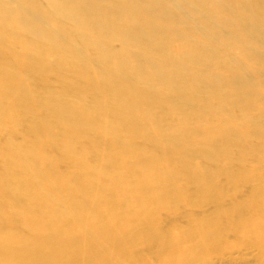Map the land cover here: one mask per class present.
<instances>
[{
  "label": "bare ground",
  "instance_id": "bare-ground-1",
  "mask_svg": "<svg viewBox=\"0 0 264 264\" xmlns=\"http://www.w3.org/2000/svg\"><path fill=\"white\" fill-rule=\"evenodd\" d=\"M188 1L193 2L201 11L206 9L203 0ZM224 1L234 5L240 11H244L251 20L257 21L264 28V0ZM27 7L32 9L34 13L31 14L27 11ZM183 10L184 8L177 0H0V54L2 55H0V69L6 68L10 61L12 63L9 64L13 66L12 70L0 73L2 86L0 102L6 101V103L4 102L6 105L10 101L8 103L10 108L8 104L6 108L4 104L2 106L0 103V110L3 115L8 116L14 110L11 106L14 105V108L17 109L20 106L16 107L15 104H21V110L24 108V111L34 112L36 115L42 110L47 114L45 117H34L27 132L25 131L29 138L24 132L30 141L28 144L26 142L29 141L24 139L26 140L25 143L29 145H26L29 147L28 154L32 160L34 158L35 161H49L51 167L48 168V173L57 181L60 189L65 191V205L67 208L70 207L71 210L78 212L93 229L95 223L102 217L120 211L118 196L123 195L127 201L132 200L139 206V211L137 209L130 215L131 223L147 226L145 230L149 231V235L155 233L152 217L155 216L153 213H155L156 204L144 202L143 183L146 178L151 176L165 177L169 174L170 168L175 167L174 174L179 179L177 193L183 192L191 186L194 190L195 187H198L204 191L203 194H206L212 187L210 181L204 176L205 170L211 165L224 169L225 164H230L232 159L241 156L239 150L233 152L239 146L240 141L238 139L241 131L238 134L227 131V135L221 131L224 134L221 132L219 134L218 130L216 131L217 128L214 129L212 125L205 124L199 117L185 115L186 113L184 117L183 115L178 116L183 118L181 121L176 118L179 121L177 124L175 123L176 125L170 124L168 117L175 113L177 107L167 106L166 100H163L164 97L158 98L159 101H153L151 96L155 93L150 90L153 83L155 86H159L156 83L160 82L164 87L166 86L165 88L174 90L173 92H187L188 94L191 93V96L206 94L208 98L215 99L220 104L233 100V103L236 102L245 113L251 104L261 103L260 111L257 113L263 114L264 106L257 95V84L252 83L255 81L249 80V78L241 80L240 76L243 73L251 76L249 69L241 66L244 58L251 61L256 67L264 69V57L247 48H237L238 56L235 55V57L225 54L217 43L203 31L204 29L199 25L187 22L188 16ZM40 15L44 17L45 21L42 20L44 23L37 22ZM52 21L56 22L53 23ZM60 26L64 33V29H66L69 33L68 36L71 37L72 41L74 40L73 43L76 42L77 46H80L79 49L82 48V51L79 50L80 55L87 49H91L102 57L99 63L106 65L102 63V60L103 62L107 61L110 66L112 65L111 67L116 66L122 72L125 70L126 73H129L127 72L129 70L130 72L134 70L138 73L137 76L140 74L149 80L147 82L152 83L151 88L147 83V88L145 86V89L142 87L141 89L152 100L147 98L142 90L141 92L139 90L138 95L132 94V96L126 86L128 82L118 83L126 86V88H121L117 84L116 87L111 81H108L109 79L107 80L104 74L98 73L97 67L95 68L98 71L92 68L93 71L90 64H88L90 67H84V63L78 58L79 54L75 57L69 50L65 51L62 42L53 33L55 27L60 28ZM21 33H26L28 36L23 34L26 36L25 39H18V37L20 38L18 35ZM15 36L18 37L15 38ZM116 44L118 47L115 46ZM237 57L239 58L237 59ZM8 66L10 67V65ZM61 66L65 72H68L66 68L71 70L70 72L77 77L74 80L80 82L79 87L72 85L70 86L71 89L68 88V84V86L65 85L68 88H66L67 91L76 86L75 96L78 94L80 99H85L83 101L89 98L94 101L91 102L90 100L89 108L86 104L83 106L84 104L79 103V105L77 102L76 105L68 104L66 99H63L67 103L65 104L61 98H59V102H63V104H56V98H53V100L55 99L54 102L51 98L52 95L49 96L50 99L36 101L29 95L27 96L26 93H23L26 96L20 94L23 89L26 91L31 89H26L30 80L33 78V80L35 78L42 80L43 75L50 71L52 73L54 68L61 72L59 68ZM108 73L110 77L111 73ZM129 74H133V71ZM54 75L57 78L56 73ZM122 75L121 77H123ZM112 77L114 78L112 75L110 79ZM117 80L113 81L116 82ZM118 81L121 83L122 80L119 78ZM162 84L160 86H163ZM43 85L47 84L43 83ZM11 87L14 89L18 87L19 90L17 91L20 93L13 91ZM133 88L135 87L133 86ZM20 89L22 90L20 91ZM162 89L164 90V88ZM134 90L133 92H136ZM168 91L170 92L169 89ZM28 92L34 93V91ZM45 93L48 95L49 92ZM152 93L153 95H151ZM56 94L55 96H59ZM65 94L67 93L65 92ZM254 107L256 106L254 105ZM176 112L178 113V111ZM11 114L13 115V113ZM172 116L170 119L173 118ZM27 117L29 116L23 115L27 121L24 122L25 124H29ZM21 120L24 121L22 118ZM216 122L218 123V121ZM24 123L23 125H25ZM231 129L229 130H236H233V127ZM16 131L18 130L16 129ZM243 135L242 137H244ZM14 137H16L15 133ZM79 140L89 141L91 149L87 150L86 147L83 149L79 145ZM236 141L238 142L235 143ZM232 143H235V146ZM3 145L2 147H5L6 150V146ZM241 145L244 144L241 143ZM2 147L0 148L2 149ZM47 150L53 151V154L50 155ZM6 151L10 150L7 149ZM65 154L71 157L77 167L76 171H74L75 169L72 172L67 170L69 172L67 175L55 167L59 161L62 160L63 163L62 157L64 158ZM7 155L9 157L10 153ZM8 157L4 154L0 155V163H3L4 166L2 165V167L8 176L7 184H2L0 181V264H101L98 258L91 257L89 246L83 240V236L80 235L83 231L81 232L76 223L74 225L68 220L67 214H62V211L67 208L64 206L65 209L59 211L57 207L50 205L47 200L49 197L44 198L42 196L44 192L39 193L36 190L38 193H33L30 191L34 187L29 189L26 187V180L13 175L11 170L13 168H10L13 167L10 166L12 161ZM70 157L65 156L64 159L69 160ZM220 157L226 159V162L219 160ZM201 158L207 159V164L204 166L196 163ZM22 159L24 158L22 157ZM261 159L262 157L259 160ZM72 160L69 164L74 167ZM17 161H20L18 157ZM193 161L195 163H192ZM20 162H18L19 168L22 167H20ZM40 162L38 164L41 165ZM137 165L142 167L143 175L138 181H135L133 168ZM255 169L257 170V168ZM238 172L252 173L248 169ZM262 172H264V168H262ZM20 173L22 176L25 173L23 176L25 177L26 172L21 171ZM33 173L37 174V171ZM239 176L238 174L232 176L230 174V177L234 179L240 178ZM242 177L241 180L248 181L251 176ZM31 181L29 183H32ZM44 183L43 187L47 185V181ZM48 185L47 188L51 190L52 188ZM259 190L254 203L264 205V181ZM52 193L55 194L54 190ZM177 193H173V196ZM48 194L51 195V193ZM23 196H26L25 200H27H24L26 202L25 207L21 202ZM173 196L169 200L172 206L178 199ZM61 198L63 199V197ZM173 198L176 200L174 201ZM255 200L253 199V201ZM246 203L241 201L240 205L248 206ZM146 207L149 209L146 210ZM70 209L68 210L70 211ZM244 210L246 209L244 208ZM246 218L248 222L249 218ZM7 219L8 221H6ZM13 221L19 223V229L4 228L6 223ZM74 222H76V218ZM126 222L119 219L118 216L114 217L113 221L105 225L100 231L103 234H101L102 238L104 236L113 241L123 238L131 231L127 230ZM80 223L82 224V222ZM198 224L202 225L201 223ZM248 228L250 230V226ZM254 230L253 232L250 230L251 234L254 233ZM145 234L136 232V237H141L139 239L142 240ZM153 238L157 247L163 250V254L159 257L155 255V259L157 257L156 264L187 263L189 255L184 248L167 247V239H169L167 236L163 240ZM120 241L122 242V240ZM149 257L150 255L145 256L146 261ZM104 258L106 257L104 256Z\"/></svg>",
  "mask_w": 264,
  "mask_h": 264
},
{
  "label": "rangeland",
  "instance_id": "rangeland-1",
  "mask_svg": "<svg viewBox=\"0 0 264 264\" xmlns=\"http://www.w3.org/2000/svg\"><path fill=\"white\" fill-rule=\"evenodd\" d=\"M177 1L179 4L182 5V7L185 10V14L188 16L187 22L189 21V23H194L196 25H199L202 29H204L203 31L214 42L217 43L221 51L224 52L225 54L232 55L235 57V55L238 56L237 51H236L237 48L239 49L247 48L251 52L256 53L258 55L260 54V56L264 57V28L257 21L254 22L253 20H251L244 11H240L239 9L235 8L234 5L232 4L225 3L224 0H203L206 5V9H207V10L205 9L204 11L199 10L196 7V5L191 1H188V0H177ZM27 11H29L31 14L34 13L33 10L30 8H28ZM42 20H44V17L40 15V19H38L37 22L44 23ZM64 30H65V33L63 32L61 26L60 28L55 27L53 33L58 37L60 42H62V45L65 48V51L69 50L70 52H72L73 56L75 55L78 56L79 50H81L82 48L79 49L80 46H77L78 44L76 42L73 43L74 40L72 41L71 37L68 36L69 33L66 31V29ZM23 34L28 36V34L26 33H21V35H18L20 36V38L18 36H15V38L18 37V39H25L26 36ZM115 46L118 47V44H116ZM87 50L86 51L90 55L85 51L84 53L82 52V54L81 55L79 54L78 56V58H80V60L84 63L85 65L84 67L90 64L92 66L91 69L93 68L95 71L98 69L99 70L98 73L101 72V74H104L105 77H107V80L109 79L108 81H111L114 86H116V84L117 86L121 88H126L127 86V89L129 90L131 95L133 94L134 96H136L138 95L137 93L139 92V90L141 92V90L146 85L149 84L148 85L149 87L152 85L151 82L149 83L147 82L149 80L145 79L140 74H139L140 76L139 75L138 76L143 78L146 81H143L141 78H139L137 76L138 73L135 72L134 70H131V72L130 70L127 71L129 73H132L133 71V74H129V73H126L125 70L124 72L120 71L116 66L111 67L112 65L110 66V63H107V61L103 62L102 60V63H105L106 65L99 63L100 58L102 59V57H100L96 52H94L91 49H87ZM1 56H0V60H1ZM95 56H97L96 57L98 58L97 60ZM92 58L95 59L96 61L93 60ZM238 58L239 57H237V59ZM248 61L249 60H246L244 58L242 60L241 66L243 68L249 69L248 71L251 76H247L245 73H243V75L241 74L240 79L243 80V79L249 78V80L255 81L252 83L257 84L258 86L257 95L260 98L264 106V69L258 66L256 67V65H254L251 61L249 62ZM9 63H12V61L8 62L6 68L4 67L1 68L0 73H3L4 71H7V70L8 71L12 70L13 66H11V64ZM8 65H10V67ZM90 65L88 67H90ZM62 66L59 68L61 69ZM95 67H97V69ZM107 68L111 70L106 71L108 70ZM112 68L113 69L115 68V70H113ZM251 69H252V72H250ZM253 69L254 70L258 69V70L254 71ZM57 70L58 69L54 68L52 70V73L50 71L44 74L42 77L43 78L42 80L41 79L39 80L36 78L35 80H33L34 79L33 78L32 80H30V82H28L26 89L28 90L31 88L28 91L30 92L34 91V93L33 92L32 93L34 94L35 97L33 96L32 93H29L25 89H23V92L21 91L22 89H20L21 93L17 91L19 90L18 87L15 89L14 87H11V89L13 91L15 90V92H18L21 95H24L26 93L27 96L29 95V97H31L33 100H36V101L47 99L49 98V96L51 97L52 95L51 97L52 100L53 98H56V101H57L56 104H63V102L62 103L59 102L60 100L59 98H61V101H64V102L65 100L63 99H66V102H68V104L76 105V102H77L78 104L80 103L81 105L84 104L83 106H85L86 104V106H88L89 108L91 105V103H89L90 100L91 102H94V101L91 98H89L88 100H86L87 103H84L86 102V101H83L85 99L83 100L82 98L80 99L78 97V94L76 95L78 98H75L76 96L74 95V93L76 92L75 91L76 86L74 87V89L67 91V89L72 85L73 86L77 85V87H79L80 82L79 81L76 82V80H74L76 75L70 72L71 70H68L67 68H66V71L68 72H65L63 69H61V72L60 70L59 71ZM253 71L255 72V74H253L254 73ZM58 72L60 73L64 72V73L60 75V73L58 74ZM108 72H110L111 76L113 75L114 78L112 77V79H110L111 76L110 77L108 76L110 75ZM112 72H115L116 74ZM55 73L57 75V78L54 75ZM70 73L73 75H71ZM121 75L123 77H121ZM44 76L46 79L44 78ZM116 76L118 80L119 78L120 80H122L121 83L117 80V78H115ZM67 80L69 83L68 82L66 83ZM113 80L114 81L117 80V81L114 82ZM126 82H128V84ZM43 83L47 85H43ZM118 83L119 84L126 83V86L124 87L122 85H119ZM141 83H146V84H141ZM135 84L138 86H136ZM139 84H141L140 87H139ZM156 84L159 86H155V84L153 83V85L151 86L152 88L150 87L151 88L150 90H152V92L155 93L154 95L153 93L151 94L153 95L151 96L153 98V101H157V100L159 101L161 97H164V99L163 98L162 99L166 100L167 106L173 105L177 107L175 110V113L170 114V117L171 115H173L172 116L173 118H171L173 121L170 119V117H168V122L170 124L174 123L172 125H176L179 122L177 121V119H179L180 121L181 119H183L182 117L179 118L178 116L183 115L184 117V114L186 113L185 115L188 114L194 117H199L200 119L203 120V122H205V124L212 125L214 129L217 128L216 131L218 130L217 131L218 133L223 131L227 135V131L228 132L230 131L233 133L235 132L237 134L241 131L240 133L242 135L244 134L243 135L244 137H242V135L239 134L240 138L238 139V141L240 142L238 143L239 146H237L239 148L236 147L233 150V152H238L239 150L241 156L239 157L237 156V159H232L230 161V164H225L224 166L225 170L219 167H215L213 165H211L205 170L204 176L210 181V184L212 187L210 190H208L209 191L207 192L208 194L207 193L203 194L204 191H202L198 187H195V190H194V188H192L191 186L188 187L183 192L177 193L176 189H177L179 179L174 174L175 167H171L169 170V174H167L165 177L157 178L155 176H151V177L146 178V180H144V183H143L144 191H145L144 202L146 204L147 203L156 204V210H155V213H153L155 216H153L154 218L152 217L153 226L155 228L153 226L152 227L154 228L155 233H151L149 235V231L145 230V227L147 228V226H143L142 224L135 225L131 223L130 215L133 212H136L139 206L136 202L132 200L127 201L123 195L118 196V201L120 204V211H118L117 213H114V212L109 213L105 215L104 217H102L101 220L95 223L94 229L89 224H87L88 222L86 223V221H84L83 217L78 212L71 210L70 207L67 208V206L65 205V202H66L65 191H63L62 188L60 189L57 181L54 180V178L48 173V168L51 167V164L49 163V161L42 160L40 162L39 160H37L42 165V167H40L41 165L38 164L39 162L37 163V161H35L34 158L32 160L31 156L28 154V150H29L28 144L30 143V141L28 140L29 135L26 132H27L28 126L31 124L34 117L47 116V114L44 113L42 110L41 112L40 111L38 112V115H36V113L34 112L30 113V111L29 112L24 111L23 110L24 108L21 110L22 108L21 104H17V105L15 104L16 107H19V106L20 107L16 109L14 108V105L13 107L11 106V108L14 109L13 112H11L13 113V115L10 113V115L13 118L10 115H8L10 119L15 118L13 121L12 119L10 120L7 115L6 116L3 115V113L0 110V115H1L0 116V147H2V145L4 144L6 146V150L7 149L10 150V151H6L5 147H2V149L0 148V155L4 154L8 157L7 154L10 153L8 158H10V160L12 161L10 166H13V167H10V168H13L11 169L13 175L14 176L16 175L19 179H22L24 181L26 180L25 184H26V187H28L29 189L30 188L32 189L34 187V189L30 191H32L33 193L34 192L35 193L44 192L42 196L44 198L49 197L47 200L50 203V205L52 207H57L59 211L60 209L64 210L65 208H67L64 210L65 213L64 211H62V214H67V217H69L68 220L74 223V225L76 223V225H78L77 227L81 229V232L82 231L85 232V233L83 232L80 233V235L83 236V240L87 242L89 249H90L89 252L91 254V257L98 258L101 264H137V263L138 264H146V263L156 264L157 257L155 259V255L159 257L161 254H163V250L162 248L159 249L157 247V243L156 242L154 243L153 237L163 240L165 236L169 238L167 239L168 240L167 247H178L182 249L184 248L186 250L187 254L189 255V260L186 261L187 263L184 262V264H264V256H263L264 205H257L254 203L256 202L255 199L257 198L258 192H260L259 190L260 186L262 185V182L264 181V172H262V168H264V109H263V114L257 113V111H260L259 106L261 105V103L251 104L250 108L245 113V111L242 110V108L239 105H237L236 102L233 103V100H228L229 103L227 102L224 104L222 103L220 104V102H218L217 100L208 98L206 94H204L206 96L204 95H197V96L192 95L191 96V93L190 94H188L187 92L180 93L179 91L173 92L174 90H171L170 88L167 87L170 90L169 92L168 89L165 88L166 86L164 87L162 83L158 82ZM161 84L163 86H160ZM65 85L68 86V88ZM133 86L135 88H133ZM1 87L2 86L0 84V89ZM128 87H130L132 90ZM137 88H140V89L137 90ZM162 88H164V90ZM52 90H53L54 95L52 93ZM133 90L136 92H133ZM45 92H49L48 95ZM56 92H58V94H56ZM65 92L67 94H65ZM142 93H144L143 90H142ZM55 94L59 96H55ZM148 94L150 95V93ZM146 97L152 100V98L148 97L147 94H146ZM156 97L157 99H155ZM68 99L69 101H67ZM53 101L55 102V99ZM4 102L6 103V101ZM4 102H0L2 106L5 105ZM66 102L65 104H67ZM7 104L4 107H6ZM254 105L256 107H254ZM9 106L10 105L8 104V107ZM251 107L253 108L251 109ZM17 110L19 111L17 112ZM176 111H178V113ZM24 114L29 116L27 117L29 119L28 121L29 124L28 123L25 124L27 121H25L26 118H23ZM3 117H5L6 119ZM21 118L24 119V121H22ZM8 119L12 122L11 124ZM3 121L5 122V124L6 123L8 124L9 122L10 125L6 124V127H4L5 124ZM215 121H218L219 124L217 122L215 123ZM23 123L25 125H23ZM19 125H22V126H19ZM7 126L8 127L11 126V128H8ZM222 126L224 127V129ZM226 127H229V128H226ZM232 127H233V130L234 129L236 130L231 131ZM16 129L18 131H16ZM24 132L27 134L28 138L25 136ZM223 132H221V134H224ZM14 133L16 137H14ZM24 139H26L29 142H26V140ZM238 141H236L235 143H237ZM18 142L19 144L20 143L21 144L19 145ZM25 142L28 144H26ZM235 143H232V145L235 146ZM241 143H243L244 145H241ZM79 145L82 146L83 149L85 147H86L85 149L87 150L91 149L90 148L91 145L89 141L86 142L85 140H79ZM252 149L255 151H253ZM47 152H49L50 155L53 154V151L50 152L49 150H47ZM244 152L245 154L243 155ZM254 154H255V157H254ZM16 155L18 159H20L21 162L17 161ZM65 156L67 158L70 157L68 154H65L64 158ZM22 157L24 159H22ZM257 157L259 159L262 157V159L259 160ZM64 158L62 157L63 163L61 160L57 163V165H55L56 169L58 167L57 170L60 171L61 173H65L66 175L69 172H72L74 169H75L74 171H76L77 167L74 165L75 163L73 162L71 157L70 159L72 160L74 167L70 165L71 164L70 159L68 160L66 158L67 159L66 160ZM64 160L66 161L64 162ZM90 160H93V159L90 158ZM219 160H222V162H226V159H224L223 157H220ZM18 162H20V167L22 166L21 168L23 169L19 168ZM192 163H195V162L193 161ZM196 163H198L201 166H204L205 164H207V159H204V158L198 159ZM2 165L3 163L2 164L0 163V181L2 182V184L3 183L7 184L8 181L6 180H8V176L5 174V171ZM255 168H257V170ZM237 169H239L238 171H244L245 169L246 170L248 169L249 171H252V173L251 172L250 173L249 172L240 173L237 171ZM21 171H23V173L26 172L25 177H23L25 173L22 176V173H20ZM35 171H37L38 175L36 173L35 174L33 173ZM40 171L45 175H43ZM27 172H29L30 175L27 174ZM235 172H238V173H235ZM255 173H259L260 175L255 174ZM40 174L44 176L45 178H43ZM230 174L231 176L238 174L240 175L239 176L240 178L234 179L230 177ZM133 175H134L135 181H138V179L142 177L143 175L142 167L139 165L135 166L133 168ZM242 176H251V177L250 179H248V181H243L241 180ZM29 178L30 180H32L31 181L32 183H29L30 182ZM49 180L54 184H52ZM44 181H47V185L49 184L50 186L49 185L48 186L54 190V193L58 194V195L56 194V197H55V194L52 193L53 190L51 189L52 190L51 192V190L47 188V185H44L45 187H43V184H45ZM40 183H42V185H40ZM36 190H38V192ZM48 193H51V195ZM173 193L174 194L177 193V195L173 196ZM58 196L60 198L63 197V199L62 198L60 199ZM172 196L175 198H178L177 200L173 198L174 201L175 200L177 201L174 206L170 205L169 203V200L172 198ZM25 198L26 196L21 197V202L24 207L26 206L25 201H27L25 200ZM64 198H65V201H64ZM59 199H60V203H59ZM253 199L255 201H253ZM241 201H244L245 203L247 202L246 204L248 206H241L240 205ZM244 208L246 210H244ZM68 209H70V211ZM145 209L147 210L149 208L146 207ZM72 211L74 214L72 213ZM236 214H238L239 217L236 216ZM116 216H118V218L121 220L127 221L126 228L128 231L130 230L131 231L127 233L123 238L118 239V240L115 239L116 241L107 239L104 236L102 238L101 236L102 233L100 231L103 229L105 225L110 224L113 221L114 217L116 218ZM245 216L249 218L248 222L250 223L247 222V218ZM237 217H238V220L240 221L236 219ZM75 218H76V222H74ZM6 221H8V219ZM80 222H82V224ZM9 223H6L4 225L5 226L4 228L6 227H13L14 229L20 228V225L17 221L16 222L13 221ZM198 223H201L202 225ZM82 225L83 226L85 225V226L83 227ZM246 225H248V227L250 226V230L252 232H253V229H255L254 230L255 234L254 233L251 234V231L249 230L248 227H246ZM129 226L130 228L128 229ZM88 228L90 231L88 230ZM136 232L143 233V234L146 233L145 237L143 236L144 238H142V240L139 239L141 237H136ZM146 236H149V237L147 238ZM120 240H122V242ZM147 255H150L148 261H146L145 259V256ZM104 256L106 258H104ZM108 257H109V260H108Z\"/></svg>",
  "mask_w": 264,
  "mask_h": 264
}]
</instances>
